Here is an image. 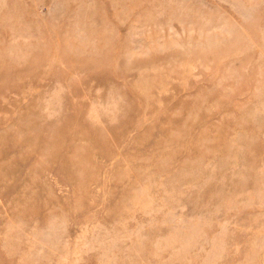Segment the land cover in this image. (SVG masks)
<instances>
[{"label":"rangeland","instance_id":"obj_1","mask_svg":"<svg viewBox=\"0 0 264 264\" xmlns=\"http://www.w3.org/2000/svg\"><path fill=\"white\" fill-rule=\"evenodd\" d=\"M0 264H264V0H0Z\"/></svg>","mask_w":264,"mask_h":264}]
</instances>
